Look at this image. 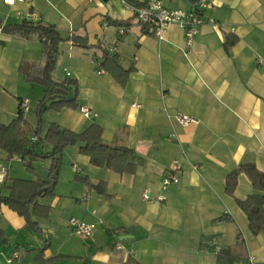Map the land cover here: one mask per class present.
Segmentation results:
<instances>
[{
	"label": "crops",
	"instance_id": "obj_1",
	"mask_svg": "<svg viewBox=\"0 0 264 264\" xmlns=\"http://www.w3.org/2000/svg\"><path fill=\"white\" fill-rule=\"evenodd\" d=\"M145 1L0 0V25L27 19L56 25L70 38L60 43L54 77L76 82L79 107L49 110L44 119L75 132L98 123L105 143L130 147L141 158L134 172L118 173L93 165L78 146L67 147L55 196L33 209L42 232L0 204V264H47L37 258L47 239L43 257H58L51 264H264V233L251 232L236 202L254 191L250 179L242 173L234 196L226 191L227 175L240 164L264 171V0H215L191 46L176 24L162 41L143 25L130 5ZM197 2L166 0L182 9ZM228 37L237 38L230 48ZM105 53L125 70L132 67L125 83L102 67ZM43 63L38 35L0 33L1 122L17 116L22 99L30 101L28 120L33 103L39 106L44 87L27 82L20 66ZM178 113L196 121L183 126ZM29 121L35 127L37 115ZM51 149L44 142L38 148ZM4 160L9 179L48 177L50 160L34 161L35 175L17 156ZM171 173L180 181L164 186ZM85 177L105 181L108 196ZM0 191L8 194L1 182ZM72 217L96 223L94 235H75Z\"/></svg>",
	"mask_w": 264,
	"mask_h": 264
},
{
	"label": "trees",
	"instance_id": "obj_2",
	"mask_svg": "<svg viewBox=\"0 0 264 264\" xmlns=\"http://www.w3.org/2000/svg\"><path fill=\"white\" fill-rule=\"evenodd\" d=\"M4 31L27 37L38 35L43 43L44 63L36 69H28L20 66L24 79L44 87V96L37 107L38 123L35 127L24 117L21 108L17 116L9 123L0 121V149L5 153L3 159H11L15 156L22 159L26 170L35 175L34 161L50 160L48 177L42 179L13 178L5 179L4 189L8 194L0 191V204H5L19 215L24 216L27 224L34 230L42 232L37 220L33 218V209L42 198L55 196V189L59 181L63 165L64 151L69 146H78L82 154L89 156L90 162L98 167L114 170L118 173H132L141 158L134 149L127 146L105 143L102 140L103 127L98 123L90 124L82 132H75L61 128L57 123L48 122L44 119L45 112L49 110H62L63 108H78L77 84L74 80L59 81L54 77L58 58L61 53L60 43L70 39L60 32L56 25H47L42 22H34L25 19L19 24L4 25ZM74 43L82 39L74 36ZM237 42V38H227L226 46L230 48ZM102 67L110 72L122 83L126 82L132 67L125 70L117 62L115 55L105 53ZM21 103V102H20ZM33 137H37L33 140ZM48 143L52 149L48 152L38 150L41 143ZM244 173L250 179L254 191L245 199H237V204L247 214L249 227L253 234L264 233V171L254 163H243L233 169L226 177V191L234 196L239 176ZM11 180V183H8ZM90 188L96 189L100 194L108 196L105 181L97 183L89 178H81ZM224 218H219L222 220ZM4 237L0 228V240ZM49 246L40 250L39 260L51 264L58 257L44 258L43 253Z\"/></svg>",
	"mask_w": 264,
	"mask_h": 264
},
{
	"label": "built area",
	"instance_id": "obj_3",
	"mask_svg": "<svg viewBox=\"0 0 264 264\" xmlns=\"http://www.w3.org/2000/svg\"><path fill=\"white\" fill-rule=\"evenodd\" d=\"M15 1H26V0H6L7 3L13 4ZM101 1V0H96ZM215 0H198L197 5L192 9H182V8H171L166 4V0H146L141 5H130V8L133 10L138 20L146 26L152 28L153 32L157 36V38L162 41L166 39V33L169 27L172 24H176L185 30V39L186 45L191 46L196 35L199 33L201 26L205 22L204 12L214 7ZM30 16V15H29ZM36 16V14H33ZM108 22H106V25ZM3 31V25H0V33ZM126 32L125 27H119V33L124 35ZM116 50V47L112 49ZM262 62V60H259ZM68 75H71L68 72ZM21 108L24 111H27L30 108L29 99L21 100ZM81 111L89 117L91 112L88 108L82 107ZM176 120L179 124L186 126L192 122H195L196 119L190 115L178 113L175 116ZM175 135V134H173ZM33 140H36L37 137H33ZM175 164H178V161H174ZM77 171L80 170V167L75 165ZM9 168L3 158L0 157V182L3 183L5 179L8 177ZM180 181L179 176L177 174H169L164 176L163 185L168 186L171 183H178ZM144 199L150 200L151 196L148 191H145L143 194ZM164 197H160L162 200ZM2 213L0 207V214ZM69 224L72 232L81 237L88 239L92 237L97 229L96 223H89L83 221L79 218L72 217L69 220ZM118 248H123L122 245L118 246ZM20 255L16 252L13 255V259L19 258ZM12 262V259L10 260Z\"/></svg>",
	"mask_w": 264,
	"mask_h": 264
},
{
	"label": "rangeland",
	"instance_id": "obj_4",
	"mask_svg": "<svg viewBox=\"0 0 264 264\" xmlns=\"http://www.w3.org/2000/svg\"><path fill=\"white\" fill-rule=\"evenodd\" d=\"M29 110V109H28ZM27 110V111H28ZM36 110H37V108H36V105H34V103H33V106H32V110L31 111H29V112H27V114L29 115L28 116V118H29V120L30 119H32L33 118V114L35 115V117H36V115H37V113H36ZM28 120V119H27ZM28 120V121H29ZM29 122H31V121H29ZM38 123V122H37ZM32 125V124H31ZM37 125V124H36ZM38 161V160H37ZM6 164H7V166H8V168H10V162L9 161H6ZM18 165H21L22 166V164H18ZM24 166V165H23ZM19 167V166H18ZM16 169H18V168H16ZM23 169H24V167H23ZM26 169V168H25ZM25 171V170H24ZM27 171V170H26ZM28 172V171H27ZM15 174V173H14Z\"/></svg>",
	"mask_w": 264,
	"mask_h": 264
}]
</instances>
